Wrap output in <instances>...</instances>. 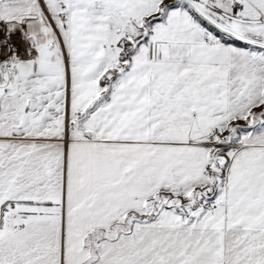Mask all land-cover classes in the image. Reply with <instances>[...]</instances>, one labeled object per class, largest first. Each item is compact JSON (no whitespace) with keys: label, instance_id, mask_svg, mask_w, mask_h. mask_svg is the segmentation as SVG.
Segmentation results:
<instances>
[{"label":"snow or ice","instance_id":"snow-or-ice-1","mask_svg":"<svg viewBox=\"0 0 264 264\" xmlns=\"http://www.w3.org/2000/svg\"><path fill=\"white\" fill-rule=\"evenodd\" d=\"M0 264H264V0H0Z\"/></svg>","mask_w":264,"mask_h":264}]
</instances>
